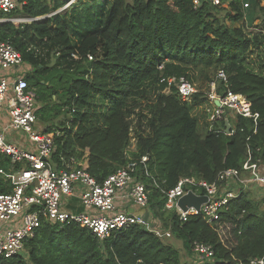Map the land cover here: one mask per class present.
Listing matches in <instances>:
<instances>
[{
  "label": "trees",
  "instance_id": "obj_1",
  "mask_svg": "<svg viewBox=\"0 0 264 264\" xmlns=\"http://www.w3.org/2000/svg\"><path fill=\"white\" fill-rule=\"evenodd\" d=\"M220 1L219 7L203 1L195 9L192 0H108L99 26L75 45L71 23L61 13L50 16L65 1L54 0L51 9L46 0H26L21 9L0 13V19L49 17L18 26L0 22V41H9L31 70L25 80L36 92L38 121L49 124L45 132H59L53 165L74 157L102 182L127 164L124 151L135 120L137 145L131 156L148 157L147 174L139 166L135 176L148 191L151 218L187 254L195 242L210 245L213 259L197 264H247L264 255L263 202L250 192L230 199L211 224L199 215L182 222L164 209L163 191L180 177L212 184L224 170L241 172L249 156L264 164V51L255 65L248 61L252 50L264 48V6L259 0ZM239 21V27L228 25ZM256 21L261 28L254 27ZM211 68L225 78L212 80L217 93L243 95L258 114L256 124L226 112L200 127L194 108L206 96L198 92L182 102L176 86L168 87L169 78L193 81L191 72ZM59 117L64 120L54 126ZM0 165L8 168V158L0 156ZM180 259L175 247L139 226L100 243L78 224L43 223L25 242L23 255L0 264H180Z\"/></svg>",
  "mask_w": 264,
  "mask_h": 264
},
{
  "label": "built area",
  "instance_id": "obj_2",
  "mask_svg": "<svg viewBox=\"0 0 264 264\" xmlns=\"http://www.w3.org/2000/svg\"><path fill=\"white\" fill-rule=\"evenodd\" d=\"M203 1L221 6L220 0H192L194 8H199ZM25 4L26 0H0V13L9 14ZM39 18L15 14L0 19V22L16 25ZM73 58L78 57L74 55ZM87 58L92 60V56ZM23 65L22 57L13 45L9 41H0V108H5L8 114L6 124L0 127V156L8 158L9 164L8 168L0 165V261L20 254L25 242L34 237L43 223L78 224L100 243L133 226L152 232L160 239L170 238V231L163 229L151 216L130 209L131 206L144 209L148 205V191L135 176L139 166L147 174L148 157L136 160L131 156L136 152V121L133 120L129 129V145L124 151L127 164L102 182L98 183L86 171L83 161L74 157L60 158V164L53 165L54 137L59 132L47 133L45 128L37 125L36 92L25 80L29 69L24 66L18 77L15 76ZM216 78L225 79L221 71ZM166 81L168 87L176 86L182 102H190L198 93L193 81L185 78ZM163 92H168V88ZM206 99L211 109L205 104L204 115L210 117V124L220 120L226 112L231 117L252 119L256 124L258 114L251 112V103L243 95L230 91L219 95L215 81H211ZM16 132L21 135L14 139L12 134ZM229 181H236L239 185L230 186ZM253 185L264 188V164L252 162L249 156L241 172L224 170L212 184L194 177H180L173 188L163 191L164 209L174 212L182 222L199 215L211 224L219 220V212L230 199ZM189 192L207 200L198 209L189 207L183 211L178 200ZM259 197L264 213V194ZM81 208L83 211H79ZM191 253L199 263L210 262L214 257L212 247L199 242L193 244ZM247 264H264V255L250 259Z\"/></svg>",
  "mask_w": 264,
  "mask_h": 264
},
{
  "label": "rangeland",
  "instance_id": "obj_3",
  "mask_svg": "<svg viewBox=\"0 0 264 264\" xmlns=\"http://www.w3.org/2000/svg\"><path fill=\"white\" fill-rule=\"evenodd\" d=\"M60 2L61 0H56V2ZM65 1L63 3V5L60 4V8L56 11H53V13L50 14L53 15L55 13H61L66 20H68L72 27H74V31L71 34V41L75 44L78 45L79 43V39L80 37L86 33L89 30L92 29H96L99 26L98 21L104 17V5L108 4V0H63ZM260 1V6H264V0H259ZM46 2L49 4L50 8L52 9L54 0H46ZM104 4V5H103ZM104 6V7H103ZM107 8V6H106ZM219 14L222 15L224 14L225 10H219ZM18 16H21L20 14H17ZM49 17H40L38 20H42L44 18ZM24 24V23H21ZM20 24H16L15 26H18ZM230 27H239L242 25V21L236 22V23H229L228 24ZM258 26L259 28H261V25L256 24V22L254 23V27ZM252 54L248 57V61L250 62V64L253 66L255 65V62H258V54L261 53V51H264V48L261 49H256V50H252ZM25 65H23L18 71H16L15 76L18 77V74L21 73L20 70L25 69L24 67ZM29 69V68H28ZM30 69H29V74H30ZM27 74V73H26ZM217 71L214 69H207L204 70L203 72L201 71H194L191 72V78H193V82L195 85V89L197 90V92L203 93L204 96H207L208 92H209V85L210 82L216 77ZM207 100V99H206ZM203 101L202 104H200L198 107L194 108V113L195 115L199 118V123L201 124L200 127H203L205 125V123L208 122V120L210 121V117L207 118V116L205 117L204 112H205V104L206 108H209V110L211 109V104L209 105L207 101ZM0 115H2L3 117H1L2 119H4V117L6 116V120H8V114H7V110L5 108H0ZM64 120L63 117H59L58 119H56L55 121H53L54 126L60 125V122ZM210 122H208L209 124ZM229 124V123H228ZM37 125H39L40 127H47L48 125L43 124V122H37ZM15 137L20 136L21 134L16 132L12 134ZM244 191L250 192V196L256 200L259 201L260 197H262V195L264 194V188H260L256 185L253 186H248L244 189ZM130 209H132V211L138 212V211H142L145 214L150 216V212L147 208L144 209H140L137 208L136 206H131ZM83 211V208L79 209V211ZM261 210L263 211V208H261ZM162 241L165 244H170L173 247H175L180 255H181V263L180 264H197L196 260L194 259V257L192 256V254H187L186 252H184V250L182 249V243L177 240L174 237H170V238H163ZM24 254V249L20 251V255Z\"/></svg>",
  "mask_w": 264,
  "mask_h": 264
},
{
  "label": "water",
  "instance_id": "obj_4",
  "mask_svg": "<svg viewBox=\"0 0 264 264\" xmlns=\"http://www.w3.org/2000/svg\"><path fill=\"white\" fill-rule=\"evenodd\" d=\"M215 105L219 106V103L215 101ZM224 126H225L224 132L225 134H228L230 130V125L228 124V121L226 119L224 120ZM206 200L207 198L204 196H196L192 192H189L187 195L181 197L178 200V206L183 211H186L189 207H194L198 209L202 203L206 202Z\"/></svg>",
  "mask_w": 264,
  "mask_h": 264
},
{
  "label": "crops",
  "instance_id": "obj_5",
  "mask_svg": "<svg viewBox=\"0 0 264 264\" xmlns=\"http://www.w3.org/2000/svg\"><path fill=\"white\" fill-rule=\"evenodd\" d=\"M1 117H3V116L0 115V127H1L2 125H5L6 122H7V120H6V116L4 117V119H2Z\"/></svg>",
  "mask_w": 264,
  "mask_h": 264
},
{
  "label": "flooded vegetation",
  "instance_id": "obj_6",
  "mask_svg": "<svg viewBox=\"0 0 264 264\" xmlns=\"http://www.w3.org/2000/svg\"><path fill=\"white\" fill-rule=\"evenodd\" d=\"M29 72V71H28Z\"/></svg>",
  "mask_w": 264,
  "mask_h": 264
}]
</instances>
